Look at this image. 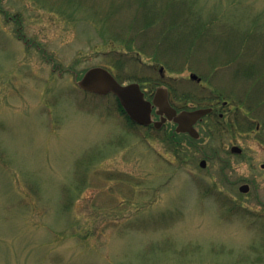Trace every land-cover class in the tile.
<instances>
[{
  "label": "rangeland",
  "instance_id": "374dc122",
  "mask_svg": "<svg viewBox=\"0 0 264 264\" xmlns=\"http://www.w3.org/2000/svg\"><path fill=\"white\" fill-rule=\"evenodd\" d=\"M143 1L0 0V264H264V109L243 107L251 130L231 122L237 98L264 96V0H146L162 15L149 30L132 25ZM94 67L217 113L178 157L172 122L133 129L114 96L79 88Z\"/></svg>",
  "mask_w": 264,
  "mask_h": 264
},
{
  "label": "water",
  "instance_id": "95a60500",
  "mask_svg": "<svg viewBox=\"0 0 264 264\" xmlns=\"http://www.w3.org/2000/svg\"><path fill=\"white\" fill-rule=\"evenodd\" d=\"M192 79H199L195 74ZM78 86L80 89L101 96L113 94L116 96L129 118L138 125L150 126L160 129L166 122L172 121L177 125L176 131L188 133L191 137L198 139L200 133L196 129L199 120L212 112V109H197L194 111H178L170 103L169 91L165 87H159L152 101L145 98L139 83L122 84L113 73L104 67H94L85 72L80 79ZM161 117L159 121L153 120L154 109ZM233 153H242L238 146L232 148ZM202 167L206 166V161H202ZM249 185H243L240 191L247 193Z\"/></svg>",
  "mask_w": 264,
  "mask_h": 264
},
{
  "label": "trees",
  "instance_id": "16d2710c",
  "mask_svg": "<svg viewBox=\"0 0 264 264\" xmlns=\"http://www.w3.org/2000/svg\"><path fill=\"white\" fill-rule=\"evenodd\" d=\"M176 4H178L177 0H170V1H167L166 6L168 8H172ZM141 5H142L143 8H141V11L138 12V14L135 17L132 25H134L135 23L136 24L142 23V25L144 24L143 26H145V29L149 30L151 27H153L155 25L156 21L159 22L158 18H160L162 15H158L155 6L153 4H149L146 0H144ZM138 15L141 16V18L138 17ZM183 16L184 15H177V16H173V17H169L168 18L169 22H167L166 25L164 26L165 29H164L163 34H165V37H164L163 41H167L169 43L170 42L169 40L171 39V37H170L171 34L170 33L172 31L175 32V33H178V30L183 29L184 22H187V20H181L180 21V18L183 17ZM163 19H164V21L166 20L165 18H163ZM200 25L199 24L194 25L195 27L193 29H197L198 30ZM137 28H138V26L136 27V29ZM136 32H137V35L143 34L142 32L137 31V30H136ZM112 35H113V40L114 41L118 40V41L125 42V43H123V46L127 45L128 47L131 48L130 51H133L132 46H133V44L135 42L134 38H133V40H132V38H130V39L128 38V41H127L126 37H122L121 36L122 34L116 33V34H112ZM178 40L179 39H176L175 41H178ZM157 41H158V38H157ZM156 45H157V47L159 46V44H156ZM159 47L161 48V46H159ZM137 50H138L139 54H145L146 53L145 52V47L144 48H138ZM119 64H121V62H119ZM109 68L111 70H113L112 67H109ZM117 78L120 81H126V80H128V81H138L140 79L137 76L124 78L122 75H117ZM258 81L259 80H256V82H258ZM256 82H254L255 85H256ZM170 90H171V101L176 107H178L181 110L182 109H194V108L188 107L187 103H185L184 106H181V107L175 104V102H176L175 100L176 99L178 100V98H180L181 100H190L193 95L191 96L190 93L178 94L176 89L171 88V87H170ZM255 91H256V89H255ZM247 95H249V96L244 97V99H238L237 98L236 107H235V109L231 110V113H234V118H232V120H231L232 125L234 127L238 128V130H240V131H244V129L245 130L246 129L251 130V129L254 128V125H255V121L249 118V114H245L244 113L243 107L245 109H247V111H249L248 113L252 112V110H258L260 108L262 110L264 109V96H258L256 98V102L252 101L253 102L252 103L251 100H252V98L255 99V97L257 96V92L256 93L255 92L252 93V91H250L249 93H247ZM220 96L216 97L215 100L220 99L221 98ZM217 104H219V103H217ZM228 105H230V102L227 99H225L222 102L221 108H225ZM100 107H103V106H100ZM114 107L116 108V110H114V111L118 112L119 117L125 118V120H126V122H127L129 127L133 128V129H135L137 127H141V126L133 123L129 119V117L126 115V112L124 111L123 107L121 106V104H120V102L118 101L117 98H115V106ZM106 109H108L107 111H111L110 107L106 108ZM209 116L212 117V118H215L213 115H209ZM219 117H220V115H218L216 117V119L218 120L217 122H219L221 124V122H222L221 120L222 119H221V117L220 118ZM147 128H149V127H147ZM156 131H158V130H156ZM257 132H258L259 141L264 145V120H262L261 123H257ZM180 137H182V138H180ZM169 138L171 140V143L173 144V147L176 149V152L179 155L178 157H180V155H181L180 153L183 152V150L180 147V146H182V141H183L184 138H189V137L186 134H179V133L173 131L172 134H170ZM180 151H182V152H180ZM91 178H94V177H91ZM87 180H88V176L87 177L86 176H81V177L77 178V182L76 183H79V185L81 183L84 184V183H86ZM89 183H90V180H89ZM28 187L30 188L29 183H28ZM33 190H34V192H38V189H36V188L33 189ZM70 206H71V202L70 203L68 202V204L64 207V210L69 209ZM70 229H76V228L71 227ZM51 230H53V229H51ZM77 233H78L77 230L73 231V234H77ZM60 235H61V233L60 234L58 233V237Z\"/></svg>",
  "mask_w": 264,
  "mask_h": 264
},
{
  "label": "flooded vegetation",
  "instance_id": "af4514ba",
  "mask_svg": "<svg viewBox=\"0 0 264 264\" xmlns=\"http://www.w3.org/2000/svg\"><path fill=\"white\" fill-rule=\"evenodd\" d=\"M176 107V106H175ZM210 109H212V112L209 114V115H213V116H215L216 115V113H217V111H216V109H215V106L214 107H210ZM220 116L222 117V116H224V114H220ZM165 126V125H164Z\"/></svg>",
  "mask_w": 264,
  "mask_h": 264
}]
</instances>
